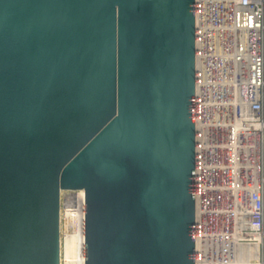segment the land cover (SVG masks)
I'll list each match as a JSON object with an SVG mask.
<instances>
[{
	"label": "water",
	"instance_id": "water-1",
	"mask_svg": "<svg viewBox=\"0 0 264 264\" xmlns=\"http://www.w3.org/2000/svg\"><path fill=\"white\" fill-rule=\"evenodd\" d=\"M195 264L194 0H0V264Z\"/></svg>",
	"mask_w": 264,
	"mask_h": 264
},
{
	"label": "built area",
	"instance_id": "built-area-1",
	"mask_svg": "<svg viewBox=\"0 0 264 264\" xmlns=\"http://www.w3.org/2000/svg\"><path fill=\"white\" fill-rule=\"evenodd\" d=\"M194 241L264 264V0H194Z\"/></svg>",
	"mask_w": 264,
	"mask_h": 264
},
{
	"label": "bare ground",
	"instance_id": "bare-ground-1",
	"mask_svg": "<svg viewBox=\"0 0 264 264\" xmlns=\"http://www.w3.org/2000/svg\"><path fill=\"white\" fill-rule=\"evenodd\" d=\"M67 192L72 193V191H67ZM62 193H64V191H61V199H62ZM81 201H82V198H81ZM62 216H63V213H62V207H61L60 208L61 226L65 224V222L62 223V220H63ZM67 217H68V220L71 221V217L69 216V213ZM67 217H66V220H67ZM78 223H79L78 228L77 226H74L72 228L73 229L72 236L67 235L66 237H63V239L61 236V239H60L61 264H84V207H83V214L82 213L80 214ZM62 242L64 245L62 244ZM209 248H210L211 254L215 256L220 253H223L226 255L228 254L227 247H224V245H223V248L222 246L219 247L218 241L212 242L209 245ZM219 264H229V263L226 259V260L220 261Z\"/></svg>",
	"mask_w": 264,
	"mask_h": 264
},
{
	"label": "rangeland",
	"instance_id": "rangeland-1",
	"mask_svg": "<svg viewBox=\"0 0 264 264\" xmlns=\"http://www.w3.org/2000/svg\"><path fill=\"white\" fill-rule=\"evenodd\" d=\"M61 200H62L61 207H62V213H63L62 223L65 222V224H63L61 226V223H60V239H61V236L63 239V237H66L67 235L72 236V231H73L72 228L74 226H77V228H78L79 216L81 213L83 214V204L81 201L80 194L77 192H74V191H72V193L64 191V193H62V199ZM68 213H69V216L71 217V221L68 220V217H67ZM66 217H67L68 222L66 220ZM60 222H61V219H60ZM62 244H63V242H62ZM211 260L217 261L218 259L217 258L216 259L211 258Z\"/></svg>",
	"mask_w": 264,
	"mask_h": 264
}]
</instances>
